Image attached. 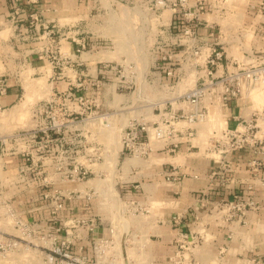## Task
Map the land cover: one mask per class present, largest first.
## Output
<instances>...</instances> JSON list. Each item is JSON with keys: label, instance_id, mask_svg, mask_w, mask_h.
I'll return each instance as SVG.
<instances>
[{"label": "crops", "instance_id": "crops-1", "mask_svg": "<svg viewBox=\"0 0 264 264\" xmlns=\"http://www.w3.org/2000/svg\"><path fill=\"white\" fill-rule=\"evenodd\" d=\"M71 1L74 2L76 14L73 20L66 21L65 17H58L56 22L54 19H45L47 24L43 21L35 23L33 30L32 26L21 22L20 15L26 12L22 6H19L15 13V3L10 0H0V74L5 75L10 83L8 93L0 96V100L9 105L7 108L14 105L11 103L16 101L20 90L17 83L12 82L11 79L16 72L15 64L12 65L11 61L17 56L14 51L15 41L18 40L17 32L33 30L38 34L33 38L42 39L40 40L41 50L44 48L46 50L52 39H58L60 51L64 47L71 58L81 60V64L75 65V68L66 65L54 66L50 62L43 65L49 70L48 79L51 78L50 84L54 90L72 88L75 92L83 93L88 89L76 87L77 83L94 81L102 91L110 90V94L103 93V98H100L99 102H97L99 94L97 91L95 92L98 93L97 95H94L92 89L93 93L85 95L89 97L93 95L97 106L100 102L102 105H113L115 101L113 91L119 90L114 89L115 86L124 85L129 81V77L121 78L108 66L118 62L115 58L125 62L127 58H132L130 54L136 50L141 57L148 58V64L144 70L146 78L144 77L143 83L146 82L148 89L153 90L154 99L150 103L161 107L165 105L167 108L171 106L173 109H190L186 102L177 98L176 93L199 85L202 78H206L203 75L204 70L199 66L181 63L177 69L182 80L171 89L161 82L164 70L153 68L158 57L156 46L169 51L170 43L176 38L172 28L176 12L172 8L160 10L159 20H145L138 17V9L118 0ZM213 1L221 8L203 17L195 27L196 36L204 48L212 42H218L224 51L223 62L233 57L241 58L245 55V51H249L256 44L249 39L250 34L239 43L237 27L239 24L249 26L250 23L256 22L257 17L254 18L253 12L247 9L248 0ZM26 2L29 8L40 9L44 16H48L51 10H58V14L65 15L68 5L66 0H42L40 3L39 0H26ZM19 4L21 5V1ZM121 5L128 7L132 13H136V17L129 19L113 17ZM83 11L87 12L83 15ZM45 26L49 29L45 30ZM119 28L123 32L132 33L130 34L132 36L128 33L124 35L125 43L122 44V51H119L120 40H117L120 36L115 33ZM49 31L51 34L57 32L56 38L48 34ZM1 32L6 36L3 37ZM71 35L77 39L87 40L91 45H95L94 48L74 56L76 44L70 38H66ZM45 55H47L46 52ZM134 56L135 53L133 58ZM177 56H180L179 52ZM125 64L132 67L127 70L132 72L134 78L132 77L131 80L136 86L134 73L139 71L135 69V62L130 60ZM221 72L222 66H219L215 75H220ZM51 74L58 76H51ZM127 93L128 91L125 90L117 94L125 98ZM210 98L209 93L204 95L208 116L204 121L192 124L195 134L187 138L183 130L180 134L176 133L175 139L179 141V147L175 153H169L157 144L149 155L138 158L136 163L128 161L124 163L125 157L117 171L121 183L120 190L123 194L142 204L146 209L148 219L143 227L150 236L148 259L152 261V264H186L190 261L189 258L193 259L194 264H254L255 262L264 264V151L255 152L251 148H245L232 152L229 155L233 164L232 170L226 173L227 179L221 184L216 175L220 155L211 151L207 143L219 121L223 127L226 124H232L231 118L227 117L229 112L230 114L242 113L246 116L255 103L245 105L239 101L227 110L220 108L212 98L210 102ZM153 115L156 116L155 113ZM89 132L92 135L91 129ZM251 161L258 163L256 169L249 164ZM92 164L91 166L94 167ZM234 192H239L242 196L251 195L260 206L248 211L240 218L224 221L221 212L216 208L219 201L230 199ZM35 199V197H29L23 200L24 209L21 214L34 219L48 216L49 209L34 210L37 205ZM152 202L155 205H151ZM67 206L69 212H77L80 206L83 211L95 210L92 201L88 202L87 199H72ZM173 216L178 217L177 223L172 222ZM106 217L109 218L108 215ZM181 231L187 233V242L191 238L196 239V242L185 245L186 249L181 251L184 256H180L178 261L175 256L178 240H175V236ZM97 234L108 236L109 226L106 220L99 227Z\"/></svg>", "mask_w": 264, "mask_h": 264}, {"label": "built area", "instance_id": "built-area-1", "mask_svg": "<svg viewBox=\"0 0 264 264\" xmlns=\"http://www.w3.org/2000/svg\"><path fill=\"white\" fill-rule=\"evenodd\" d=\"M20 1L10 0L15 3V13L19 9ZM121 1L138 9V17L145 20H159L160 10L164 8H172L176 12L172 26L176 38L170 43L169 51L156 46L158 57H156L157 62L153 68L164 70V75L161 77L163 85L171 89L178 85L182 80L177 69L181 63L201 67L206 77L202 78L199 85L176 93L177 98L186 102L190 109H173L171 106L167 108L165 105L161 107L157 104L154 106L157 108L156 116L149 120L127 118L121 130V153L124 154V158L147 156L157 144L169 153H175L179 147V141L175 139L176 133L180 134L183 130L185 131L184 136L190 138L195 134L192 124L207 118L208 110L204 104L206 93L210 94L220 108L230 110L239 101L245 105H253L252 91L257 87L264 90V0H248L247 9L253 12V17H257V20L250 23L251 26L239 24L237 27L239 43L250 34L249 39L256 45H253L249 51H245V55L241 58L233 57L225 62H223V48L218 42H212L204 48L195 33V27L207 13L217 12L221 8L213 0ZM34 14L29 13V16ZM48 34H51L50 31ZM66 38H70L76 44L73 51L74 56L89 48L93 49L95 46L73 35ZM57 41L58 39H52L50 43H58ZM58 52L63 59L61 67L66 65L75 68V65L81 64V60L71 58L66 50L60 51L58 47ZM178 52L180 56H177ZM128 66L119 62L109 64L108 68L115 71L121 78L131 73L128 76L129 81L124 85L115 86L114 89L125 90L134 85L131 80L133 74L127 70ZM219 66H222V72L220 75H215ZM130 68L129 66L128 69ZM9 87L8 79L0 74V96L7 94ZM76 87L93 91L94 88L99 89L97 83L89 80L78 82ZM95 100L94 97H89L84 92H75L72 88L65 89L63 93L57 90L51 91L48 98L42 102L43 112L56 106L58 111L56 118L49 117L46 113L45 116H40V121L46 122L41 126H36L39 121L37 120V123L27 129L5 133L0 131V169L5 166V162L13 165L10 168L22 169L25 166L31 169L28 179L33 184V187L22 195L18 205L8 203L7 213H1V218L4 214L6 219L13 220L10 224L25 236L3 232L0 227V257L19 248L31 247L34 241L27 235L36 231V237L39 240V245L36 246L42 250L52 264L129 263L126 255L128 235L130 231L140 233L144 230L143 226L148 219L147 213H140L145 217L142 226L132 230L125 228L119 241L114 234L116 225L113 223L112 213H99L96 209L83 211L81 206L78 207L80 209L77 212L68 211L67 203L72 199H87L90 202L97 193L94 185L85 184L89 180L87 174L97 173L91 166V163L94 165L98 159L96 146L90 147V151L92 150L90 155L93 157L82 159L84 161L78 159V150H74L75 156L71 159V156L67 154L72 153L73 149L69 151L64 147L67 134L74 138L87 135L88 131L82 130V123H92L97 117L90 115L92 113L83 117L81 113L86 108L90 107L92 111V107H97ZM5 109L7 105L0 100V117ZM40 114H42L41 111ZM227 117L231 118L232 124H226L220 130L213 129L207 141L208 148L220 155L216 175L221 184L227 179L226 173L232 170L233 164L229 156L232 152L245 148H251L255 152L264 151V105L260 107L253 105L246 116L242 113L230 114L229 112ZM66 127L70 129L66 130ZM88 135L92 136L90 132ZM37 151H41L42 154L38 155ZM4 157L6 158L3 161ZM249 164L255 169L258 167V163L254 161ZM36 166H41L43 169L41 177L34 173L33 169ZM80 184H84V188L81 189ZM29 197H35L37 200L35 211L46 208L49 209V215L40 216L37 219L24 217L21 214L24 209L23 200ZM132 202L136 201L132 200ZM259 206V202L251 195L242 196L241 193L234 192L230 199L219 201L216 210L221 212L224 221H229L240 218ZM143 209L146 210L145 207ZM107 215L109 218L106 217ZM105 220L108 222L109 234L99 236L98 229ZM171 220L177 223L178 217L173 216ZM146 236L147 243L145 242L142 247L149 249L150 236L147 231ZM175 237V240H178L175 256L179 261V257L184 256L181 251L186 249L185 245L196 242V239L191 238L187 242V233L184 231L178 232ZM189 260L186 264H194L192 258ZM147 264H152V261L147 259Z\"/></svg>", "mask_w": 264, "mask_h": 264}, {"label": "rangeland", "instance_id": "rangeland-1", "mask_svg": "<svg viewBox=\"0 0 264 264\" xmlns=\"http://www.w3.org/2000/svg\"><path fill=\"white\" fill-rule=\"evenodd\" d=\"M118 1L123 2L121 0ZM40 2H42V0H39V3ZM66 3L68 5L65 15L58 14V10H51L48 16H44L40 9H31L28 7L29 4L26 0H21L20 6L26 10L25 14L20 15L21 22L27 23L30 27L32 26L33 29L35 23L43 21L47 24L45 19H54L56 22L58 17H65L66 21L73 20L76 15L74 13V2L66 0ZM55 7L57 8V3ZM86 12L87 11H83V15ZM29 13L35 14L29 16ZM113 17L129 19L136 17V13H132L128 7L121 5L113 14ZM44 29L47 30L49 28ZM33 30H29L28 32H17L18 40L15 41L16 46L14 48L17 56L11 61L12 65L15 64L16 72L12 75L11 79L12 82L17 83L20 90L16 101L11 103L14 105L5 109L1 114L0 131L2 133L30 128L37 123V120L39 121L36 126H41L46 122L42 123L40 121V116H45L46 113H48L49 117L54 116L56 118L58 115L56 106L48 108L43 112L44 106L42 102L44 99L48 98L51 91L57 90L61 93L65 91L58 88H56V90L53 89L50 84L51 78L48 79V75H50L48 73L49 70L43 66L47 62H50L54 66L62 65L63 59L58 52L59 45L56 42H52L48 44L46 50L45 48L41 50L42 44L40 40L42 39L33 38L38 36ZM127 30H129V28ZM115 33L117 36H120L117 40H120L118 42L119 51H122V44L123 42L125 43L123 40L125 39L124 35H127V33L130 35L132 33H129V31L123 32L121 28L116 29ZM1 35L3 37L6 36L3 32H1ZM57 35V32L51 34V36L55 38ZM62 50H65L64 47H62ZM45 52L47 55H45ZM134 53L135 56L133 58ZM42 55L43 57L41 58ZM130 57L132 58H127L125 62H129L130 60L135 62V69L139 71L138 73H134L136 75L137 85H132L129 89H125L128 91L125 98L117 94L124 92V89L116 92L113 91L115 94L113 105H102V102H100L97 107H92V111H90L89 107L81 113L83 117L86 115L89 116L90 113H92L90 115L97 117L92 123H82V130H86L89 133L91 129L92 136H89L87 133L86 136L83 135L74 138L67 134L64 139V147L69 151L73 149L72 153L67 154L71 156V159L75 156L74 150H78L79 153L77 157L80 160L92 156L90 155L92 152V150L90 151V147L96 146L98 159L94 163V169L97 173L93 174L88 172L87 178H89V180L85 184H92L96 188L97 193L91 198L92 204L95 206L94 208L99 213H112V220L116 225L114 234L119 241L121 240L120 238L125 228L132 230L135 229V227H141L142 223L145 222L144 215L140 214L145 213L143 209L144 206L137 202H132V199L125 196L123 191L120 190L121 183L117 171L120 169L122 161L124 160V154L121 153L122 126H124L127 118H142L144 120H149L154 116L153 114L157 112V108H154V105L150 103L154 99L152 96L153 90L148 89L146 82L143 83L145 77L144 70H146L145 68L148 64V58L141 57L136 50L131 52ZM115 59L123 65H128L119 58ZM42 60L45 61L42 62ZM52 75L58 76L57 74H51V76ZM127 75L130 76L131 73H127ZM50 87H52L51 90ZM94 91L99 93H94V95L98 94L97 102H99L100 98H103V93L110 94V90L102 91L100 88H94ZM84 93L90 95L92 90L88 89V91H84ZM251 96L256 107L264 105V90H262L261 87L255 88ZM142 98L144 100H142ZM40 111L42 114H40ZM215 127L220 130L223 127L221 121H219ZM70 128H73V126H70ZM70 128L66 127L65 129L68 130ZM44 149H46V147H44ZM37 154L41 155L42 153L41 151H37ZM5 158L6 157L2 160L4 161ZM127 161L136 163L138 158L134 156L126 158L124 163H127ZM11 166L13 165L5 162V166L0 169V213H7L6 208L8 203L14 206L18 205L22 195L33 187V184H31L28 179V174L31 175V169H27L25 166L22 169L18 167L10 168ZM33 170L38 177H41L43 172L41 166H36ZM83 186L84 184H80L81 189L84 188ZM151 205H155L154 202H152ZM12 222L13 220L9 218L6 219L5 215L2 214V218L0 219L2 231L25 236V234H21L20 231L13 228V225L10 224ZM36 235V231H33L31 235H27V237L33 238L34 244H32L31 247L19 248L15 251L8 252L6 256L0 257V264H52L45 257L42 250L36 246L39 245V240ZM146 240V231L143 230L140 233L130 231L126 243V255L129 258L128 264H147L149 256V252L147 251L148 247H142L145 242L147 243Z\"/></svg>", "mask_w": 264, "mask_h": 264}]
</instances>
